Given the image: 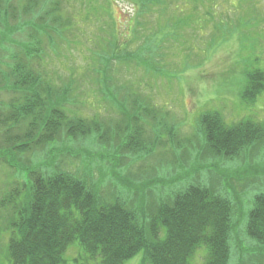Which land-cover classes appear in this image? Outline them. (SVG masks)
I'll use <instances>...</instances> for the list:
<instances>
[{
  "label": "rangeland",
  "instance_id": "1",
  "mask_svg": "<svg viewBox=\"0 0 264 264\" xmlns=\"http://www.w3.org/2000/svg\"><path fill=\"white\" fill-rule=\"evenodd\" d=\"M41 1L30 14L23 10L27 0L11 1L14 41H26L23 31L31 28L25 24H38L40 9L45 12L58 0ZM60 1L62 9L55 15L61 17L63 32L45 29L41 59L31 61L30 68L53 88L42 94V104L48 107L54 99L49 94L58 97L64 89L68 97L62 100L61 117L82 119L92 134L74 142L67 126L50 128L49 110L45 114L40 108L45 121L29 139L20 138L24 128L17 133L19 140L8 144L4 132L13 136L16 131L7 127L3 132L0 124L1 151L22 140L30 145L16 156L0 157V201L15 188L29 186V169L41 170L53 147L52 162L58 160L74 175H93L106 196H125L130 186L138 187L141 194L137 197L133 189L130 196L137 198L134 207L142 221H148L162 198L194 181H207L214 191L230 193L240 217L229 264H264V245L245 231L253 198L264 192V140L227 159L207 147L201 123L204 113L213 112L225 126L251 120L264 128V90L253 101L243 97L248 75L264 72V0H164L149 6L143 0ZM52 20L54 15L43 22ZM12 44L0 52L2 70L18 52V42ZM110 56L114 59L107 68L104 61ZM104 70L113 77L108 85L100 82ZM13 97L18 95L0 90V107ZM127 136L143 150L130 147ZM88 152L94 157L84 155ZM11 218V205L0 203V264L10 262ZM205 254L198 250L191 264H204ZM142 259L139 252L125 264H141ZM60 264H101V259H89L75 241Z\"/></svg>",
  "mask_w": 264,
  "mask_h": 264
},
{
  "label": "trees",
  "instance_id": "2",
  "mask_svg": "<svg viewBox=\"0 0 264 264\" xmlns=\"http://www.w3.org/2000/svg\"><path fill=\"white\" fill-rule=\"evenodd\" d=\"M11 1L0 0V52H5V49L9 51L7 44L14 45L12 43L18 42V52L12 53L13 63L8 65L7 70L0 67V90L18 95L8 105L2 104L0 107L3 132L7 127L16 131L13 136L4 132L7 143L17 142L13 138L20 137V131L25 129L20 138L32 137L39 122L45 121L39 108L45 114L49 110L50 128L58 130L67 126V130L73 134L74 142L85 141L92 134L91 127L82 124L83 120L80 118L72 121L61 117L62 100H67L68 97L65 96L64 89L58 91V97L49 94L54 99L48 107L45 103L42 104V94L45 91L51 92L53 88L44 85L42 77L33 75L30 68L31 61L41 59L39 56L44 48L43 34H48L45 29L53 27V30L63 32L61 17L55 15L57 10L62 9L61 1L48 6L45 12L44 8L40 9L42 16L38 19V24L36 21L25 24V27L28 24L31 28L29 32L23 31L27 33L26 41L12 39L15 27L10 25ZM27 1V5L23 7L27 14L33 13L32 10L42 4L41 0L34 4L31 3L33 0ZM38 1L40 3L37 5ZM143 1L149 6L161 4L164 0ZM51 15H54L51 23L43 22ZM17 29L19 28L16 27ZM113 59L112 56L105 59V67L109 68ZM128 60L135 61L133 56H129ZM111 80L113 77L107 76L104 70L100 82L108 85ZM263 90L264 72H251L243 97L253 101ZM7 108L9 113L3 114ZM201 121L207 147L227 159L235 158L248 145H259L264 140V128L251 120L225 126L218 113L207 112ZM51 135L54 139L53 133ZM103 137L98 140L102 141ZM126 140L130 147L143 150L141 144L134 145V138L127 136ZM29 147V143L22 140L21 144L12 145L11 149H2L3 153L0 150V157L4 159L5 156H16V152L29 150ZM53 149L54 147L49 150L48 157L44 158L48 161L43 163L41 170L29 169V186L24 184L25 189L15 188L0 201L3 206L9 203L11 212L15 215L9 223L13 229L8 243L9 264H60L64 261L68 247L75 241L80 243L89 259L100 257L101 264H125L139 252H143L141 264H191L194 255L201 248L206 252L204 264L230 263L231 241L234 235L239 234L237 229L240 225V217L235 216V200L230 193L214 191L207 181H194L183 190L162 198L151 209L148 221H142L134 207L137 198L130 196L131 191L138 187L130 186L131 189H127L125 196L120 193L116 197L106 196L94 181L93 175H74L62 169L58 160L52 162ZM76 154L81 155L78 151ZM84 155L94 157L89 152ZM116 191H112V194ZM140 194L138 189L135 195L138 197ZM151 206L149 203L148 208ZM245 231L248 238L264 245V192L257 193L253 198ZM161 232L165 234L163 238H160Z\"/></svg>",
  "mask_w": 264,
  "mask_h": 264
}]
</instances>
